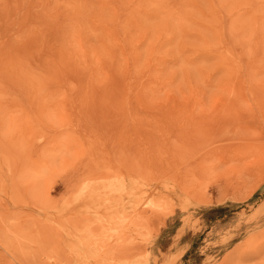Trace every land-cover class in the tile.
Instances as JSON below:
<instances>
[{"label": "rangeland", "instance_id": "rangeland-1", "mask_svg": "<svg viewBox=\"0 0 264 264\" xmlns=\"http://www.w3.org/2000/svg\"><path fill=\"white\" fill-rule=\"evenodd\" d=\"M0 264H264V0H0Z\"/></svg>", "mask_w": 264, "mask_h": 264}, {"label": "trees", "instance_id": "trees-1", "mask_svg": "<svg viewBox=\"0 0 264 264\" xmlns=\"http://www.w3.org/2000/svg\"><path fill=\"white\" fill-rule=\"evenodd\" d=\"M221 207H217V208H211L208 212H218V210H220Z\"/></svg>", "mask_w": 264, "mask_h": 264}, {"label": "bare ground", "instance_id": "bare-ground-1", "mask_svg": "<svg viewBox=\"0 0 264 264\" xmlns=\"http://www.w3.org/2000/svg\"><path fill=\"white\" fill-rule=\"evenodd\" d=\"M111 199V198H110ZM110 201V200H109Z\"/></svg>", "mask_w": 264, "mask_h": 264}]
</instances>
